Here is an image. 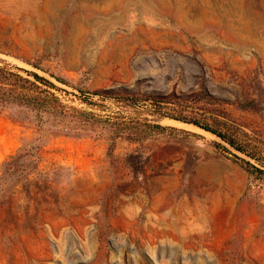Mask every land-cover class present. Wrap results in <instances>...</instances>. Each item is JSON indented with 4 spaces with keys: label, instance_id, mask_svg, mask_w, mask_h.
Returning a JSON list of instances; mask_svg holds the SVG:
<instances>
[{
    "label": "rangeland",
    "instance_id": "obj_1",
    "mask_svg": "<svg viewBox=\"0 0 264 264\" xmlns=\"http://www.w3.org/2000/svg\"><path fill=\"white\" fill-rule=\"evenodd\" d=\"M5 64L66 113L0 104V264H264V0H0Z\"/></svg>",
    "mask_w": 264,
    "mask_h": 264
},
{
    "label": "trees",
    "instance_id": "obj_2",
    "mask_svg": "<svg viewBox=\"0 0 264 264\" xmlns=\"http://www.w3.org/2000/svg\"><path fill=\"white\" fill-rule=\"evenodd\" d=\"M24 71L27 75H31L33 79L25 77L17 71L12 70L6 64L0 65V104L16 105L23 108H28L30 110H34L37 116V126L39 127L40 131L41 117L43 114H52L53 116L64 115L66 113V111H64L66 106L59 102L58 98L53 94L43 93V91L39 89V86L35 84V82L38 81L42 84H46L53 87L54 84L52 82L40 76L36 72H28L26 70ZM167 116L185 122H191L194 125L206 131H209L212 134H215L217 137L227 142L236 151L246 153L242 146L238 145L234 139L227 138L225 134L221 133L220 131L212 128L207 124H202L196 120L186 119L181 116H174L168 114ZM144 127L145 128H143L142 130V134L144 135L152 133H162L166 131L169 133H174L176 131V128L174 127L163 126L159 123H144ZM37 145L38 144L34 142H26L25 145L20 148L19 151L14 156H12L9 161H5L3 163V167L14 166L16 169L19 165L20 160H23L27 157L29 159L28 164L32 163L33 160L31 157H33L34 155L32 149L37 148ZM217 147L221 146L217 144ZM35 158H37L36 155ZM235 158L239 159L243 166H245L246 169L250 172L264 174V170L257 168L249 161L244 160L243 158H239L237 156H235Z\"/></svg>",
    "mask_w": 264,
    "mask_h": 264
},
{
    "label": "water",
    "instance_id": "obj_3",
    "mask_svg": "<svg viewBox=\"0 0 264 264\" xmlns=\"http://www.w3.org/2000/svg\"><path fill=\"white\" fill-rule=\"evenodd\" d=\"M172 120H175V119H172ZM175 121H177V122H181V121H178V120H175ZM186 124H188V123H186ZM197 128H200V127H198L197 126ZM200 129H202V128H200ZM202 130H204V129H202ZM204 131H206V130H204ZM206 132H209V131H206ZM210 133V132H209ZM210 134H212V133H210ZM212 135H214V136H216L215 134H212ZM217 137V136H216ZM219 138V137H218ZM235 150V149H234ZM239 152V151H238Z\"/></svg>",
    "mask_w": 264,
    "mask_h": 264
},
{
    "label": "bare ground",
    "instance_id": "obj_4",
    "mask_svg": "<svg viewBox=\"0 0 264 264\" xmlns=\"http://www.w3.org/2000/svg\"><path fill=\"white\" fill-rule=\"evenodd\" d=\"M159 12V11H158ZM172 121V120H171ZM177 122V121H176ZM173 123V122H172ZM176 124H178V123H176ZM183 124V123H182ZM184 125H186V126H191L190 124H184ZM195 127V126H194ZM194 129V128H193ZM197 129V128H196ZM197 130H200V131H202L203 132V130L202 129H197ZM205 133H206V131H204Z\"/></svg>",
    "mask_w": 264,
    "mask_h": 264
}]
</instances>
